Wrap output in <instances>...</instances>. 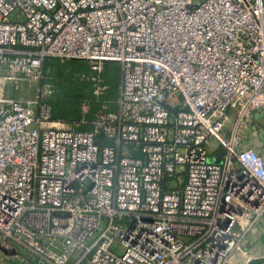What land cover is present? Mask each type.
I'll list each match as a JSON object with an SVG mask.
<instances>
[{
    "label": "built area",
    "instance_id": "2783aa9c",
    "mask_svg": "<svg viewBox=\"0 0 264 264\" xmlns=\"http://www.w3.org/2000/svg\"><path fill=\"white\" fill-rule=\"evenodd\" d=\"M51 57L117 63L116 109L83 130L4 96ZM255 110L264 0H0V247L48 264H264L247 246L264 229V154L241 134Z\"/></svg>",
    "mask_w": 264,
    "mask_h": 264
},
{
    "label": "rangeland",
    "instance_id": "374dc122",
    "mask_svg": "<svg viewBox=\"0 0 264 264\" xmlns=\"http://www.w3.org/2000/svg\"><path fill=\"white\" fill-rule=\"evenodd\" d=\"M200 1L202 0H196V2ZM14 18L24 20L25 17L21 12H16L11 16V19ZM116 70L120 73L119 65L114 62H107L101 70H95L89 62L83 60L51 57L44 61L40 79L33 80L27 75H20L19 83L7 81L3 85L2 93L8 98L35 103L37 108L42 104H48L52 107L53 114L60 117V119H53L54 121H60L65 126L79 124L80 128L88 129L94 121L101 118L105 113L116 109V97L121 79V74H119L118 87L115 89L112 77ZM252 115L241 128L242 137L247 141L253 139L244 131L245 127L249 125L248 122ZM260 119V127L256 125H250V127L261 128L260 130L264 131V115ZM251 132L256 136L262 133L261 131L253 132L252 128ZM224 152L225 148L217 139L209 141L208 159L211 162L221 161L219 157ZM183 181L184 177L180 176L178 179H173L171 185L178 186ZM104 219L102 229L96 233V236L106 227L107 220ZM92 242L93 240H89L87 244L91 245ZM247 246L253 250L254 254L261 253L264 249V229H260ZM113 249L117 253L122 251L119 242H116ZM14 253L5 251L0 247V264H48L40 261L25 248H20L17 251L19 257ZM81 253L82 250L77 249L75 256L80 255L76 258L74 256L71 262L75 263L79 260Z\"/></svg>",
    "mask_w": 264,
    "mask_h": 264
},
{
    "label": "crops",
    "instance_id": "0c3cea01",
    "mask_svg": "<svg viewBox=\"0 0 264 264\" xmlns=\"http://www.w3.org/2000/svg\"><path fill=\"white\" fill-rule=\"evenodd\" d=\"M263 115H264V112L261 111V110L260 111L255 110L253 112V115L249 119V122H248L249 125L246 126L245 130H244L253 139L251 141L244 140V145H246V147H255L256 149H258L260 152H262L264 154V131L260 130L261 128L260 129L259 128L256 129L255 127H252V126L250 127V125H256V126L260 127V123H261V119L260 118ZM251 128L253 129V132L255 131V133L260 132V131L262 133H260L257 136H256V134L253 135V133L251 132ZM262 223L264 224V219L262 220Z\"/></svg>",
    "mask_w": 264,
    "mask_h": 264
},
{
    "label": "trees",
    "instance_id": "16d2710c",
    "mask_svg": "<svg viewBox=\"0 0 264 264\" xmlns=\"http://www.w3.org/2000/svg\"><path fill=\"white\" fill-rule=\"evenodd\" d=\"M72 60V59H71ZM119 69H120V66H119ZM115 74H114V76L112 77V83H113V85H114V88L115 89H117V84H118V79H119V74H121V71H120V73H118V70H116L115 72H114ZM121 78V77H120ZM121 80V79H120ZM119 86H120V84H119ZM118 94H119V88H118V92H117ZM118 94H117V97H116V100H117V98H118ZM51 111H52V107H51ZM52 119H60V117L57 115V114H53V111H52ZM92 127L93 126H90V128H88V129H84L83 128V130H90V129H92ZM82 129V128H81Z\"/></svg>",
    "mask_w": 264,
    "mask_h": 264
},
{
    "label": "water",
    "instance_id": "95a60500",
    "mask_svg": "<svg viewBox=\"0 0 264 264\" xmlns=\"http://www.w3.org/2000/svg\"><path fill=\"white\" fill-rule=\"evenodd\" d=\"M13 253H14V251H13Z\"/></svg>",
    "mask_w": 264,
    "mask_h": 264
}]
</instances>
